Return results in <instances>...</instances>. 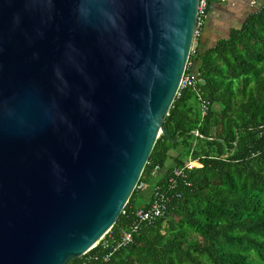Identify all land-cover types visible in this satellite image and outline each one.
Listing matches in <instances>:
<instances>
[{"label": "water", "instance_id": "95a60500", "mask_svg": "<svg viewBox=\"0 0 264 264\" xmlns=\"http://www.w3.org/2000/svg\"><path fill=\"white\" fill-rule=\"evenodd\" d=\"M199 3L0 0V264H69L112 230L168 136Z\"/></svg>", "mask_w": 264, "mask_h": 264}, {"label": "trees", "instance_id": "16d2710c", "mask_svg": "<svg viewBox=\"0 0 264 264\" xmlns=\"http://www.w3.org/2000/svg\"><path fill=\"white\" fill-rule=\"evenodd\" d=\"M189 64L186 74L204 83L176 97L164 120L168 136L159 137L142 174L145 188L133 192L108 246L101 241L69 264H264V3L251 6L228 39L205 52L198 46ZM189 157L193 165L168 190ZM155 189L172 197L166 215L115 250Z\"/></svg>", "mask_w": 264, "mask_h": 264}, {"label": "built area", "instance_id": "2783aa9c", "mask_svg": "<svg viewBox=\"0 0 264 264\" xmlns=\"http://www.w3.org/2000/svg\"><path fill=\"white\" fill-rule=\"evenodd\" d=\"M255 4L256 3H253L252 7ZM208 6H209V0H200L197 27H196L195 39H194L191 54L193 52H195V50L199 46V41H200V38L202 36L203 28L205 26V20L207 17ZM189 65L190 64L188 63L187 67ZM200 83H204V81L199 79L197 76H194L193 74H186L185 73L183 80H182V83H181V86H180V90L178 92V95H180V91L184 88H190L191 87V88L198 89V84H200ZM209 104L210 103L208 100L202 101V114H203V116H205L207 114V112L209 110ZM193 133L197 137H203L199 133V131H197V130L194 131ZM192 165H193V161H192L191 157H189L186 166L175 168V170L173 172V177L169 180L168 190H172L175 188L176 183H177V178L184 177L186 175L185 173L187 172L186 170L191 168ZM159 170H160L159 167H156L153 170L152 174L155 175ZM137 188L139 190H143L145 188V183L139 181ZM175 197L179 198V197H181V195L177 194ZM171 199H172V197L169 196L167 191L164 192V191L155 189L149 206L146 207V205H143L135 211V217H136L137 221H136L135 225H133L131 227V230L125 231L122 233L121 240L119 243L114 240V245L116 247L115 250L119 249L120 247H122L128 243H131V241L133 239V235L136 232H138V230L140 229V227L142 225L153 224L158 219L164 217L168 211V207H169V204L171 202ZM125 213H126V211L123 210L122 214H125ZM110 233H111V231L106 236H110V238L113 239V236H111ZM106 236L102 239V241L104 242V244L106 246H108L109 241L106 239ZM107 259H108V257L105 258V260H107Z\"/></svg>", "mask_w": 264, "mask_h": 264}, {"label": "crops", "instance_id": "0c3cea01", "mask_svg": "<svg viewBox=\"0 0 264 264\" xmlns=\"http://www.w3.org/2000/svg\"><path fill=\"white\" fill-rule=\"evenodd\" d=\"M255 1L259 6L264 3V0H215L208 24L203 28L199 49L205 52L228 39L233 29L243 25ZM195 71L198 72L197 67Z\"/></svg>", "mask_w": 264, "mask_h": 264}, {"label": "rangeland", "instance_id": "374dc122", "mask_svg": "<svg viewBox=\"0 0 264 264\" xmlns=\"http://www.w3.org/2000/svg\"><path fill=\"white\" fill-rule=\"evenodd\" d=\"M150 189L152 190V188H150ZM148 196H149L148 192L144 194V198L148 199L149 198Z\"/></svg>", "mask_w": 264, "mask_h": 264}]
</instances>
